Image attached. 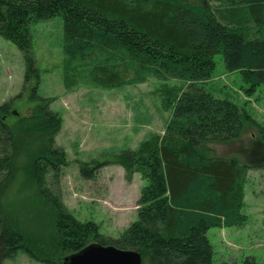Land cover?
Instances as JSON below:
<instances>
[{
	"label": "trees",
	"instance_id": "16d2710c",
	"mask_svg": "<svg viewBox=\"0 0 264 264\" xmlns=\"http://www.w3.org/2000/svg\"><path fill=\"white\" fill-rule=\"evenodd\" d=\"M61 17L63 84L101 90L159 81L171 116L161 134L119 154L115 164L130 181L144 182L136 220L116 239L93 222L76 220L59 188L67 166L55 146L61 118L41 99L12 127L11 103L0 105L1 261L18 252L40 264H62L89 244L135 251L142 264H212L211 228L241 226L249 166L213 156L211 145L238 140L257 127L243 105L214 97L204 85L221 56L226 72H238L252 96L264 86V0H0V37L25 53L33 69L30 25ZM80 166L86 180L101 166ZM36 207L44 233L9 217L5 197L14 182ZM6 210V208H5ZM226 264V263H223ZM241 264H256L248 258Z\"/></svg>",
	"mask_w": 264,
	"mask_h": 264
},
{
	"label": "rangeland",
	"instance_id": "374dc122",
	"mask_svg": "<svg viewBox=\"0 0 264 264\" xmlns=\"http://www.w3.org/2000/svg\"><path fill=\"white\" fill-rule=\"evenodd\" d=\"M62 18L54 17L30 25L29 58L33 69L27 71L25 53L0 37V105L12 101L10 127L17 118L31 114L41 103L58 114L62 124L55 146L64 150L67 166L62 169L59 188L62 203L80 222H93L99 234L116 239L136 220V201L144 186L138 174L125 179L115 164L119 154L135 150L152 134H161L171 111L165 109L167 98L162 86L180 85V81L148 78L143 84L101 90L78 83L67 90L63 82ZM215 69L204 85L214 97L243 105L257 127L245 126L238 140L213 144L214 157L235 158L250 167L244 187L241 226L211 228L206 237L213 249L212 264H241L252 259L264 264V86L247 96L238 72L225 71L221 56L214 57ZM101 166L95 178L86 180L80 166ZM20 176L11 185L4 213L27 229L44 233L36 221V207L28 194L18 191ZM6 211V212H5ZM45 234V233H44ZM0 264H40L22 252Z\"/></svg>",
	"mask_w": 264,
	"mask_h": 264
},
{
	"label": "water",
	"instance_id": "95a60500",
	"mask_svg": "<svg viewBox=\"0 0 264 264\" xmlns=\"http://www.w3.org/2000/svg\"><path fill=\"white\" fill-rule=\"evenodd\" d=\"M62 264H142L135 251L119 250L98 243L89 244L80 251L63 258Z\"/></svg>",
	"mask_w": 264,
	"mask_h": 264
}]
</instances>
